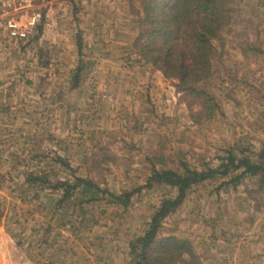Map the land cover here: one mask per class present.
Wrapping results in <instances>:
<instances>
[{
	"label": "rangeland",
	"instance_id": "obj_1",
	"mask_svg": "<svg viewBox=\"0 0 264 264\" xmlns=\"http://www.w3.org/2000/svg\"><path fill=\"white\" fill-rule=\"evenodd\" d=\"M248 3L219 50L209 116L174 79L138 59L131 47L137 0H35L40 18L27 37H9L0 25V167L8 164L6 154L30 149L58 177L71 172L54 161L56 154L101 188L140 186L124 207L98 199L86 205L84 222L71 215L76 228L66 246L72 250L57 257L68 264H127L128 239L174 193L167 185H144L155 157L156 168L180 160L199 168L215 165L227 147L254 156L264 145V6ZM238 43L257 50L243 56ZM79 59L83 68L72 88ZM218 182L191 186L162 231L185 239L199 264H264L263 185L248 176L234 185ZM9 195L0 188V264H35L40 236L26 230V252L5 230Z\"/></svg>",
	"mask_w": 264,
	"mask_h": 264
},
{
	"label": "trees",
	"instance_id": "obj_2",
	"mask_svg": "<svg viewBox=\"0 0 264 264\" xmlns=\"http://www.w3.org/2000/svg\"><path fill=\"white\" fill-rule=\"evenodd\" d=\"M137 1L140 12L132 20L134 35L131 47L138 59L150 63L163 76L174 79L175 87L193 97L200 105L199 112L209 116V106L213 103L210 79L216 70L219 50L225 34L231 30V24L251 0ZM252 1L264 6V0ZM250 8L253 10L254 5ZM77 44L79 48V38ZM238 46L243 56L248 49L257 50L247 43H238ZM82 68L83 63L79 59L70 77V87L77 86ZM6 155L8 164L0 167V188L5 186L10 197L2 215L3 224L16 245L26 252L31 246L26 230H33L40 236L34 243L35 264H68L57 256L60 251H70L71 247L66 244L71 242V234L76 228L75 218L78 222L87 220V204L103 199L124 207L131 193L140 190V186L118 192L101 188L92 179L75 174L58 154L54 161L70 170V178L58 177L52 169L42 167L39 151L29 149L25 153ZM253 155L244 153L242 148L236 153L227 147L217 156L215 165L204 163L199 168L183 160L173 167L163 162L156 168L154 164L159 159L155 157L144 185H167L174 189V193L163 196L152 209L142 230L128 239L127 264H199L185 239L162 231L163 219L177 208L191 186L206 180L234 185L243 176H248L256 178L261 187L264 184V145ZM43 191H46L44 197L41 196ZM4 203H0V216ZM64 214L68 217L64 218ZM63 228L69 231L68 234L61 232ZM74 236L78 237L76 233ZM44 247L51 252L45 253Z\"/></svg>",
	"mask_w": 264,
	"mask_h": 264
},
{
	"label": "built area",
	"instance_id": "obj_3",
	"mask_svg": "<svg viewBox=\"0 0 264 264\" xmlns=\"http://www.w3.org/2000/svg\"><path fill=\"white\" fill-rule=\"evenodd\" d=\"M35 0H0V25L9 37H27L32 26L40 18L35 10Z\"/></svg>",
	"mask_w": 264,
	"mask_h": 264
},
{
	"label": "crops",
	"instance_id": "obj_4",
	"mask_svg": "<svg viewBox=\"0 0 264 264\" xmlns=\"http://www.w3.org/2000/svg\"><path fill=\"white\" fill-rule=\"evenodd\" d=\"M263 187H264V184H263ZM262 200H263V205H264V195H263V198H262ZM251 210H253V208H255V205L253 204V205H251ZM254 259V257L251 259V260H253Z\"/></svg>",
	"mask_w": 264,
	"mask_h": 264
}]
</instances>
